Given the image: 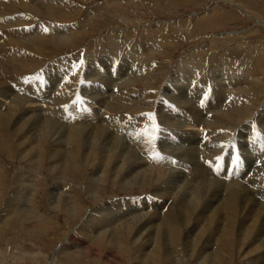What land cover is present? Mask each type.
I'll return each mask as SVG.
<instances>
[{
  "label": "bare ground",
  "instance_id": "1",
  "mask_svg": "<svg viewBox=\"0 0 264 264\" xmlns=\"http://www.w3.org/2000/svg\"><path fill=\"white\" fill-rule=\"evenodd\" d=\"M25 1L28 0H0V96L8 100L7 103L0 100V151L6 153L8 151L11 155L12 148H16V150L21 148L20 158L28 157L30 158L29 163L38 165L37 160L43 153L41 144L44 143L47 136L53 138L54 135H58L53 143L54 147L49 151L50 158L54 160L53 167L60 174L66 171L72 173L77 170L79 158L83 163L89 161V152H86L88 142L83 144L82 138H94L96 141L99 140L100 147L97 161H100L98 164L100 174L98 175H113V181H122L129 187L131 185L130 190L137 187L144 191L146 187H152L154 191L151 193L152 195L165 199V201L162 199L164 202H161L157 200L158 197L155 199L150 196L138 200L137 197H132L129 200L133 201L128 203L123 210L115 207L116 203H113L114 208L111 212L114 210L115 214H111L107 219L106 217L109 215H97L99 210L90 213L84 223L82 222L80 232L71 233L59 249L66 260L79 262L78 255L83 251V248L89 254L94 255L96 247L101 245H98L99 238H105V242L113 240L116 245L124 243L125 240H131L132 244L136 246L135 252L137 253L134 264L146 260L152 264L171 263L175 261L174 258L184 257L183 249L180 248V238L185 236L184 240L187 242L193 240L190 233L183 235L182 231L180 232L181 219L200 211L201 215H206V212L210 213L208 224L215 226V229L218 230H216L217 234L221 235L217 236V246H213L214 249L209 252V259L214 256L229 255V250L236 244L232 241L239 240L242 242V248L241 250L237 249V252H241V255L243 253L248 256L252 255L253 264H263L264 137L261 139L259 133L264 132V111L252 118L254 103L256 100L258 102L261 92L257 93L251 89L256 82L264 81L263 78H259L264 73V66L259 64L262 55H259L257 63L245 66L244 71L230 57L231 52L223 53L214 59L213 65L210 64L213 73L210 72L211 75L208 77L199 71L198 61L200 60L203 64L202 57L197 56L198 60H194L192 51L170 70L166 67V70L162 68L163 71L170 73L168 75L161 71V68L155 66L158 61L155 58L159 54L161 57L167 55V51L164 50L166 46L163 44L166 41L165 36L161 39L158 36L157 40L153 43L150 42L151 44L147 46L127 47L122 54L118 50L120 47L116 46L118 41L115 39L122 38L123 33L114 31L107 37V39L114 40V43L110 42L108 47L106 46L108 43L105 45L104 38H101L100 42L104 43L107 48L101 50L103 53L99 52L102 54V58L94 56V52H91L89 60L87 59L88 63L83 58V50L73 55H64L65 57L62 54L67 48L80 47L82 38L89 33L86 30V25H83L85 20L81 21L78 26L71 25V23L64 25L58 22L61 18L63 20L68 18L65 15L67 12L65 7L72 3V0H32V4L33 1L36 3L28 5V9L24 11ZM40 3L44 6H42V10L36 8ZM87 14L90 15V13ZM30 16L33 17L32 20L29 18ZM56 16L61 18L57 19ZM251 16L255 18L253 15ZM39 17H46L47 19H45L49 22L44 20L45 22L40 24L41 22L37 20ZM221 18L223 17H219L216 21ZM203 19L204 17L200 18L204 21ZM35 20L39 23H31ZM256 20H259V17ZM260 22L264 21L260 18ZM29 25H32L31 29ZM48 25H52V28ZM88 29L91 30L89 27ZM258 30L259 28H257ZM125 32L128 36V31ZM91 45L94 44H90L88 47L91 48ZM115 46L118 51L115 50ZM255 48L259 49L261 53L264 52V46ZM146 53L148 55L145 56ZM197 53L202 54L203 50H197ZM80 58L84 60L83 71L79 70ZM96 59L100 64L127 63L114 75L109 72L108 67L106 73H104L105 67H94L96 63L91 61ZM129 61L137 64L134 69L127 71ZM164 61L167 65L171 59H164ZM162 65L165 66V64ZM152 68L155 69L153 74ZM54 71H59L61 75L50 78ZM145 73L148 74L145 75ZM98 77H100V81L96 80ZM160 77H166V81L158 80ZM51 79H56V81ZM70 80L72 82L76 80L77 83L72 84ZM94 80L100 84L89 83ZM139 81L143 86L150 87L152 92L140 93L136 86ZM210 84H212L211 88H214L211 95L207 90ZM88 88H92L89 94H87ZM73 90L76 91L75 94H69ZM228 92L230 94L226 95ZM202 98L205 100L200 105L199 102ZM28 101L46 103L53 106L54 109L49 111L50 107H48L47 110H42L43 108L32 110L33 108L26 106L31 110L21 112L19 108L22 110ZM95 103L112 112L113 117L94 109L91 104ZM123 110L133 112L134 117L121 116ZM69 111H71L70 115L59 116L60 113ZM90 112L93 115L84 118L85 113ZM147 113L151 115L148 116ZM208 114L209 116H207ZM74 115L81 119L74 118ZM159 115L164 121H159ZM192 118H199V121L203 122L200 123L201 128L207 129L203 134L208 135L210 142L204 141L202 144L203 140H199L198 134L184 130V127H198V123L193 122ZM249 120L250 122H248ZM256 120L259 129L256 132L251 131ZM159 128L163 130V133L159 132L161 138L157 137L161 139V144L164 146L163 152L161 151L162 155L170 152L175 158V162L172 158L169 162L167 161L166 165H161L162 156L158 154L160 150L158 153L153 152L152 155L149 152H143L151 145L154 130H159ZM214 130H222L225 134L239 131L238 143L237 145L235 143L236 147L242 149L240 152L241 165L239 163L235 168V173L238 175L231 174L232 165L227 166L226 175L214 170L209 157L220 150H211L209 145L213 141L218 142V140L224 139L218 137V134L212 133ZM23 132V140L17 139L16 137ZM170 132H175L173 139H171L173 135ZM209 133L211 134L209 135ZM254 134L255 137L252 139L254 141L247 145V142L245 143L243 140ZM246 141L249 142V140ZM182 143L183 146H177ZM249 146L251 148H248ZM220 147H228L226 153L229 155L230 161L233 162L232 153L229 152L231 147L224 143ZM22 148L25 149L22 150ZM112 148H114L113 151L104 154L107 152L106 150ZM236 150L237 148L235 151H231L236 153ZM250 150L254 151L251 157L248 153ZM15 152L18 153V151ZM170 155L168 156L171 158ZM150 156L152 157L149 162ZM176 158L180 160L179 162H184L183 167L176 166ZM224 159L227 160L228 157ZM185 160L191 164H187ZM7 174L9 175V172ZM121 175L125 176L121 177ZM166 175L168 176L166 177ZM172 175H178L177 177L181 179L179 181L181 184L177 185L178 188L170 186L172 180L175 179V177L172 178ZM214 175L222 176L224 183L217 180ZM237 176L238 178L231 179ZM185 184L187 187L184 191L188 198L177 197L180 187ZM211 184L216 188H213ZM207 198L209 199L207 200ZM72 200L73 203L70 206L79 207V201ZM126 201L128 199H125ZM140 203L144 204L143 207L137 206L130 209L132 204L140 205ZM68 204L69 202H67ZM149 207L155 208V210L151 211L152 208ZM32 212L35 213V211ZM136 212H138V216L134 215ZM76 213L79 212L71 211L73 216ZM111 216H117V219H113ZM203 226L205 227V224ZM235 226L244 228L246 232H241V229L240 232H236ZM206 228L204 229L206 230ZM215 232H212L213 235L206 236L207 242L209 244L212 242L211 245L216 240ZM194 237L196 243H199L205 235L198 230ZM85 240L89 241L91 246L85 245ZM112 244L114 243L112 242ZM129 244L131 245V243ZM106 250L101 255L103 263L105 264L107 261L108 264H115L113 258L104 259V256L107 257ZM58 258L54 253L50 257L49 264H63L62 259L58 260ZM38 259L40 260V258ZM79 263L95 264L96 262L95 259L94 262L90 259Z\"/></svg>",
  "mask_w": 264,
  "mask_h": 264
},
{
  "label": "rangeland",
  "instance_id": "2",
  "mask_svg": "<svg viewBox=\"0 0 264 264\" xmlns=\"http://www.w3.org/2000/svg\"><path fill=\"white\" fill-rule=\"evenodd\" d=\"M31 1L32 0L25 1L26 8L25 7L23 8L24 11L28 9L27 8L28 5H33L36 3L35 1H33L32 4ZM38 5L39 6H37L36 8L42 10L44 7L43 4L40 3ZM65 9H66L65 11H67L65 12V15L66 17H68L67 19L70 20L69 21L67 19L63 20L60 16H56L57 19L61 18L60 20H58V22L63 23L64 25L65 24L69 25L71 23V25L75 24L78 26L80 25L81 21L85 20L86 22H84L83 25H86L85 26L86 30H88L89 33L82 38L83 41L81 45H79L80 47L65 49V51H63L62 53L63 56L73 55L83 50V58L84 60L86 59L85 61H87L88 63H89L88 58H90L91 52L92 53L94 52V56H98V58H102L101 53L103 52H101V50L102 51L103 49L106 50L107 49L106 46L108 47L111 44L110 42L114 43L113 39L112 40L107 39V37L115 31L116 33L117 32L123 33L122 38L115 39L116 41H118L117 42L118 45L116 46L120 47L118 49L115 46V50L118 49L119 52L121 51L122 54H124L123 52H125L127 47L147 46L153 43L159 37H160L159 39H161V37L165 36L166 41L163 44L164 46H166L164 50L167 51L166 52L167 55L161 57L160 56L161 54H159V56L155 58L156 60H158L155 66L161 69L162 68L165 69L166 67V69L170 70L178 63V61L189 55L190 52L192 51L194 53V55L192 54L194 60H198L197 56L202 57L204 61L203 64L200 62V60L198 61L200 66L199 71L200 73L202 72L203 75H206L208 77L213 73L211 65H213L214 59L216 57H219L221 54L227 52H231L230 57L237 62L238 64L237 66L241 69H244L245 66H250L257 63V59L259 55H262V60H260L259 64L262 67L264 66V52L261 53L259 49L255 48L256 46H264V26H263L264 22L263 23L260 22V18L261 20L264 21V0H72V3L68 4L65 7ZM87 13H90V15ZM212 15L215 17V19H213L214 17ZM251 15H253L255 18L257 16L256 19H258L259 17V20H256ZM202 17H204L203 19L204 21L200 20V18ZM219 17H223V18L216 21ZM29 18H31V20L33 19L32 16H30ZM45 18L46 17L44 18L39 17L37 20L41 22L40 24H42L45 21L49 22L48 20H46L47 18L46 19ZM37 20L31 23L38 24L39 22H37ZM29 26L31 29L32 25ZM48 27L52 28V25L50 26L48 25ZM88 27L91 30H89ZM257 28H259L258 31ZM126 30L128 31L127 35L129 37L126 36V32H125ZM101 38H104L105 45L108 43L106 46L104 45V43L100 42ZM90 44H94V45H91V48H89ZM53 50L56 49L53 48ZM197 50H203V53L202 54L197 53ZM146 55L148 54L146 53L145 56ZM83 58L82 59L80 58L78 62L79 70L82 69L81 71L84 70V66H82V63H84ZM164 59H171V61L166 65V61H164ZM91 62L96 63L94 67L97 66L105 67L106 69L104 73L107 72V67H108L109 72H111V74L114 75H116L120 71L121 67L127 63L124 62V63H115V64H109V63L100 64L97 59ZM128 63L129 66L127 67V71L134 69L137 64V63H133V61H129ZM162 64H165V66ZM163 69L161 71H163ZM204 69L206 70V72H203L205 71ZM154 70L155 69L152 68L151 71L152 74ZM165 70L163 72L169 75L170 73L166 72ZM146 74L148 73H145V75ZM60 75L61 74L59 71H54L51 73L50 78ZM259 78H263L264 80V73L261 74ZM161 79L166 81V77L158 78V80ZM51 80H53L54 82L56 81V79H51ZM96 80L100 81V77H98V79ZM96 80H94V82L90 81L89 83L94 84L95 82H97L95 84H100V82ZM70 82L72 84L77 83L76 80L75 81L73 80V82L70 80ZM138 83L139 84L136 83V86L140 93L151 91L150 87L143 86L141 81H139ZM256 84L257 86L259 85L261 86L257 88ZM255 86H253L251 89L257 93L261 92V94L258 99V102L256 100L254 103L253 106L254 112L252 118H254L258 113L264 111L263 110L264 103H262L264 102V81L256 82ZM211 87L212 84H210L207 88V90H209L210 95L214 90V88ZM91 89L92 88H88L87 94L91 93L92 91ZM75 92L76 91L73 90L69 94L74 95ZM229 94L230 92H228L226 95ZM0 100L6 103L8 102V100L4 99V97L1 96H0ZM204 100L205 98H202L199 104L200 105L203 104ZM255 104L258 105L256 106ZM91 105L94 109L100 110L104 112L106 115H110V117H113L112 112L108 111L105 107L98 105L97 103ZM26 106L30 107L31 109L33 108L32 110H41L42 108H43L42 110H47L48 107H50L48 109L49 111H53L54 109L53 106L48 105L46 103H42V104L40 102L31 103L28 101V103L24 104L22 110L20 108L19 110L21 112L24 110H25L24 112L30 111L31 109L27 108ZM70 113L71 111L62 112L60 113L59 116H66V114L70 115ZM88 115H93V114L92 112L85 113L84 118H86ZM147 115L150 116L151 114L147 113ZM121 116H125L127 118H133L134 113L128 110H123ZM159 116H160L158 117L159 121H164V119L161 118V115ZM207 116H209V114ZM74 118L81 119V118H77L75 115ZM192 120L193 122L198 123L197 125L198 127L196 128L184 127V130L186 132H191V133L194 132V134L196 135L198 134L197 137L199 138V140H203L202 144L204 143V141L210 142L211 140L208 138V135L203 134V132L207 131V129L205 130V128L203 129L201 128L200 123L203 122H200L199 118L196 119L192 118ZM248 122H250V120ZM258 129L259 127L256 120L251 131L256 132ZM160 131L163 133V130H161V128H159V130L158 129L154 130V135L152 137L151 145H149L148 149L143 150V152L144 153L149 152L150 155H152L153 152L158 153L160 150L158 154L162 156L161 165H166L169 162V160H171L172 158L175 162V158L170 152H166L164 155H162L164 146L161 144V139H159L161 138V135L159 134ZM212 133H215L216 135L218 134L217 135L218 137L224 138L221 141L218 140V142L213 141L209 145V148L211 150L213 149L220 150L218 153H215L209 157V160L212 162L214 166V170L216 172H223L225 174L227 166L232 165L233 169L231 171V174L238 175L235 173L236 165L230 161L229 155L226 153L228 152V149L226 150V148L228 147L221 148L220 145H223L224 143L225 145L231 147V149H229L230 154L232 153L231 155L233 156L234 160L237 159L236 157H239V163H240V161H242V157L240 153L242 152V149H240V147L238 146L236 147L239 138V131H237L236 133L229 132L225 134L224 132H222V130H218V131L214 130ZM170 134L173 135V137L171 138L173 139L175 132H170ZM210 134L211 133H209V135ZM227 134L229 135L225 136ZM23 135L24 132L20 133L19 136H17L16 138L23 140L22 139ZM56 136L58 135H54L53 138L52 137L49 138V136H47L44 143L41 144V146H43V153L40 159L37 160L38 165L29 163L30 158L28 157L21 159L20 158L21 154L19 152L21 148H17V150L16 148H12L13 150L11 151L12 156L8 151L7 153L0 151V163H1L0 167L2 170L0 172V264H9V263L10 264H36V263L49 264L50 257L54 255V253L57 254V256L59 257L58 260L62 259L63 264H81L79 262L84 263L90 259H92L93 262L95 259L96 262L95 264H104L101 259V255L102 252L105 251L106 249H107L106 250L107 257L104 256V259L109 260L110 258H113L115 259L114 262L115 264H123L124 262H125L124 264H134L137 253L135 252L136 246L132 244L131 240H125L124 243L120 245L117 244L118 245L117 246L113 240H110L111 242L106 240L105 242V238H99L100 240L98 245L99 244L101 245L96 247V252H94V255L89 254L83 248L82 249L83 251L81 250L82 252L78 255L80 258L79 262L67 261L66 257L61 253V250L59 249H61L62 244L66 241L67 237L71 233L80 232L81 225H83L87 216L90 213H93L94 211L99 210V212H97L98 216L109 215L106 217L107 219L108 217H110L111 214H115L114 210L111 212L114 206L118 207L120 210H123L124 208L127 207L128 203H131L133 201V200H129L132 197L133 198L137 197V200L146 197L148 198L150 196L154 197L155 199H157L158 197L157 200L161 202H164L165 199L157 195L155 196L152 195L151 193L154 192L152 190V187H146L144 191L137 187L134 188L135 190L134 189L130 190L131 188L130 184L129 187L128 185L123 184L122 181L119 180H118L119 182L117 180H116L117 182L113 181V175H98L100 174L99 173L100 171H98L99 170L98 164L100 163V161L99 162L97 161L99 157L100 147L98 144L99 140H97L98 141L97 142L94 138L93 139L82 138L83 144L85 142H88V146H87L88 149L86 150V152H89L88 153L89 161H85V163H83L79 158L77 161L78 164L77 170H74L72 173H68L67 171L61 174L57 173L53 167L54 160L51 159L49 156L50 148L54 147L53 143L55 142ZM158 136L159 138H157ZM254 137L255 134L246 138V140H249V142L246 140L243 141L245 143L247 142L246 143L247 145H250L254 141L252 140ZM259 137L262 139L264 137V132L263 133L260 132ZM233 144L235 145V147ZM177 146H183V143ZM114 148L110 150H106L107 152H105L104 154L110 153L111 151L114 150ZM235 148H237L236 153L231 151V150L235 151ZM248 148H251V146H249ZM23 149L25 148H22V150ZM15 151H18V153H16ZM253 152L254 151L251 150L248 151V153L250 154L248 155L251 157ZM168 155H170L171 158ZM43 156L45 157L43 158ZM151 157L152 156H150L148 160L151 159ZM225 157H228V159L227 160L224 159ZM176 159H177L176 166L179 165L183 167L184 162L181 163L179 162L180 160L178 158ZM43 160L45 161L43 162ZM146 162L148 163V161ZM185 162L187 164H191L190 162H188V160H185ZM207 170L209 171V169ZM8 172L9 175L7 174ZM123 176L125 175H121V177ZM167 176L168 175H166V177ZM177 176L178 175H172V178L175 177V179L172 180V182L170 183L171 184L170 186L173 188H178L177 185L181 184V182H179L181 179L178 178ZM214 176L221 183H224L222 176H216V175ZM236 178H238V176L232 177L231 179L234 180ZM212 186L213 188H216L215 185ZM186 187H187L186 184L180 187V191L178 192L177 197L181 196L180 198H185V199L188 198L186 192L184 191ZM72 199H76L79 201L78 202L80 204L79 207L74 205L72 207L70 206L71 203H73ZM125 199L126 200L128 199V201L125 202ZM208 199L209 198H207V200ZM27 200L29 201L26 202ZM31 202L32 204H30ZM67 202H69L68 204L69 206L67 205ZM113 203L116 204L113 206ZM143 205L144 204L141 203L140 205L132 204L130 209L137 206L143 207ZM149 208L151 209L152 207ZM31 210L35 211V213H33ZM72 210H77L79 213H76L73 216L71 214ZM154 210L155 208L151 209V211ZM138 212H136L134 215L138 216ZM209 217H210V213L208 212H206V215H201L200 211H196L190 216L181 219L180 232L182 231L183 235L190 233L193 240L187 242L184 240L185 236H182L180 238L179 243L181 244L180 246L181 250L183 249L182 253L184 257L174 258L175 261H172L173 263L171 262L167 264H175V263L177 264H253L251 260L253 257L252 255L248 256L245 255L244 253L241 255V252L240 253L237 252V249L241 250L242 248V242L239 240L232 241L236 244H234L232 248L229 250V255L214 256L212 259H209L208 256L209 252H211L214 249V247L217 246V238L221 236L220 234H217L218 230L215 229V226L208 224ZM112 218L117 219V216H113ZM204 224L205 227L203 226ZM235 227L234 230L236 232H240V229L241 232H246L244 228H240L239 226H235ZM204 228H206V230ZM197 229L199 231H202L203 234L205 235V237L199 243H196L195 241L196 239L194 237V235L198 232ZM213 231L214 232L216 231L214 233L216 240L213 241L214 244L211 245L212 242L209 244L207 242L206 236L213 235L212 233ZM112 242L114 244H112ZM84 243L85 245L91 246V243L87 240H85ZM129 243H131V245ZM74 248L72 249L75 250ZM48 256L49 258H47ZM228 256H230L231 258ZM38 258H40V260ZM41 261H47V262L41 263ZM147 261L148 260L144 262L140 261V262H136L135 264H152ZM105 264H108L107 261ZM156 264H163V263H156ZM164 264L166 263L164 262Z\"/></svg>",
  "mask_w": 264,
  "mask_h": 264
},
{
  "label": "snow or ice",
  "instance_id": "3",
  "mask_svg": "<svg viewBox=\"0 0 264 264\" xmlns=\"http://www.w3.org/2000/svg\"><path fill=\"white\" fill-rule=\"evenodd\" d=\"M233 163H234L236 166H238V165H239V157H237V159L234 160Z\"/></svg>",
  "mask_w": 264,
  "mask_h": 264
}]
</instances>
